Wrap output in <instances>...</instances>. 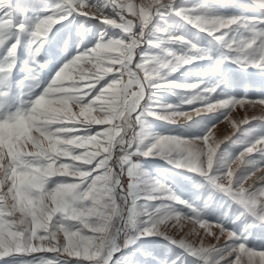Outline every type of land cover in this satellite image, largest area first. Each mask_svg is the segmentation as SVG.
Returning a JSON list of instances; mask_svg holds the SVG:
<instances>
[{
    "label": "snow or ice",
    "instance_id": "6c2138e0",
    "mask_svg": "<svg viewBox=\"0 0 264 264\" xmlns=\"http://www.w3.org/2000/svg\"><path fill=\"white\" fill-rule=\"evenodd\" d=\"M0 264H264V0H0Z\"/></svg>",
    "mask_w": 264,
    "mask_h": 264
},
{
    "label": "bare ground",
    "instance_id": "6f19581e",
    "mask_svg": "<svg viewBox=\"0 0 264 264\" xmlns=\"http://www.w3.org/2000/svg\"><path fill=\"white\" fill-rule=\"evenodd\" d=\"M219 128H220V132L223 133L224 130H225V126H224L223 124H221V125L219 126Z\"/></svg>",
    "mask_w": 264,
    "mask_h": 264
}]
</instances>
